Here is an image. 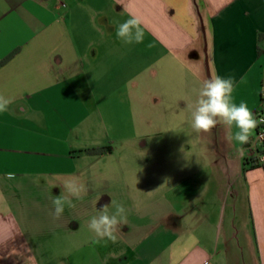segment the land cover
Here are the masks:
<instances>
[{
    "label": "crops",
    "instance_id": "1",
    "mask_svg": "<svg viewBox=\"0 0 264 264\" xmlns=\"http://www.w3.org/2000/svg\"><path fill=\"white\" fill-rule=\"evenodd\" d=\"M130 13L142 44L116 37ZM260 35L264 0H0V62L13 55L0 94L14 98L0 113V264H264V165L244 170L256 129L244 145L219 124L205 133V171L158 188L156 205L131 202L112 149L86 153L101 116L132 113L136 98L187 129L194 89L214 75L264 114ZM69 181L83 190L54 218ZM116 204L127 210L116 239L93 243L90 218Z\"/></svg>",
    "mask_w": 264,
    "mask_h": 264
},
{
    "label": "rangeland",
    "instance_id": "2",
    "mask_svg": "<svg viewBox=\"0 0 264 264\" xmlns=\"http://www.w3.org/2000/svg\"><path fill=\"white\" fill-rule=\"evenodd\" d=\"M151 85V91L157 93V81ZM136 100L139 102L132 113L101 116V128L93 135L96 145L91 149L114 151L124 175V190L130 191L134 205H156L158 188L169 191L183 177L198 169L205 171L208 156L215 148L201 139L205 133H195L191 125L179 128L173 115L162 119L157 106L146 107L142 97ZM122 201L124 206L130 204L126 199ZM243 262L248 264L247 259Z\"/></svg>",
    "mask_w": 264,
    "mask_h": 264
},
{
    "label": "clouds",
    "instance_id": "3",
    "mask_svg": "<svg viewBox=\"0 0 264 264\" xmlns=\"http://www.w3.org/2000/svg\"><path fill=\"white\" fill-rule=\"evenodd\" d=\"M143 21L136 15L129 14V18L118 23L116 27V37L126 45L142 44L145 39ZM147 47L153 45L149 42ZM235 81L232 77H222L214 75L205 79L199 89H194L197 94L195 105L191 112V127L197 134L210 132L218 124L230 131L227 139L235 141L240 145L248 143L254 129L259 124H264V118L257 119L253 111L245 101L239 104L234 102ZM13 97L0 94V113L7 112L13 103ZM7 179H15L14 173H7ZM68 195L57 196L53 199L54 218L63 215L65 205L74 207L70 197H79L83 186L75 181H69L65 185ZM98 215L92 216L88 222L89 229L95 234L96 239L93 243L102 240H115V233L118 227L126 221L127 210L122 204L115 205V211L108 213V205H104L98 211Z\"/></svg>",
    "mask_w": 264,
    "mask_h": 264
},
{
    "label": "built area",
    "instance_id": "4",
    "mask_svg": "<svg viewBox=\"0 0 264 264\" xmlns=\"http://www.w3.org/2000/svg\"><path fill=\"white\" fill-rule=\"evenodd\" d=\"M257 119L264 118L261 111L255 113ZM264 124H259L251 142L244 148V159L264 165Z\"/></svg>",
    "mask_w": 264,
    "mask_h": 264
},
{
    "label": "trees",
    "instance_id": "5",
    "mask_svg": "<svg viewBox=\"0 0 264 264\" xmlns=\"http://www.w3.org/2000/svg\"><path fill=\"white\" fill-rule=\"evenodd\" d=\"M263 38H264V35L259 36V40H261ZM258 53H260V50L258 51ZM12 57H13V55H11V56L7 57L6 59H4L3 61H1L0 66L7 63ZM109 151H110L109 148H100V149L87 150L86 153L89 155H92V156H100V155H103ZM263 155H264V152H263ZM256 166H259L256 162L244 159V170H246L248 168L253 169Z\"/></svg>",
    "mask_w": 264,
    "mask_h": 264
},
{
    "label": "water",
    "instance_id": "6",
    "mask_svg": "<svg viewBox=\"0 0 264 264\" xmlns=\"http://www.w3.org/2000/svg\"><path fill=\"white\" fill-rule=\"evenodd\" d=\"M209 78V77H208Z\"/></svg>",
    "mask_w": 264,
    "mask_h": 264
}]
</instances>
